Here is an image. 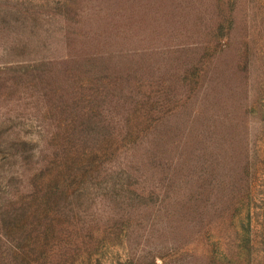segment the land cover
<instances>
[{
	"label": "rangeland",
	"instance_id": "374dc122",
	"mask_svg": "<svg viewBox=\"0 0 264 264\" xmlns=\"http://www.w3.org/2000/svg\"><path fill=\"white\" fill-rule=\"evenodd\" d=\"M0 264H264V0H0Z\"/></svg>",
	"mask_w": 264,
	"mask_h": 264
}]
</instances>
